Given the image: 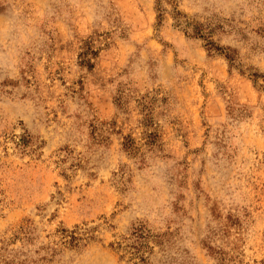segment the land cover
Returning a JSON list of instances; mask_svg holds the SVG:
<instances>
[{
	"label": "rangeland",
	"instance_id": "rangeland-1",
	"mask_svg": "<svg viewBox=\"0 0 264 264\" xmlns=\"http://www.w3.org/2000/svg\"><path fill=\"white\" fill-rule=\"evenodd\" d=\"M161 6L0 0V264H134L138 221L172 232L148 264H264V0Z\"/></svg>",
	"mask_w": 264,
	"mask_h": 264
},
{
	"label": "trees",
	"instance_id": "trees-1",
	"mask_svg": "<svg viewBox=\"0 0 264 264\" xmlns=\"http://www.w3.org/2000/svg\"><path fill=\"white\" fill-rule=\"evenodd\" d=\"M155 7L157 10L163 9L161 6V0H155ZM175 24L182 26L186 32L190 26V30L193 36L202 37L206 39L208 45H211L209 48L221 50V48L214 44V41L209 38L210 33L213 32L215 26L212 27L210 23L204 22H190L189 20H181L179 17L175 18ZM225 52L223 53L225 58L228 61L229 66H236V56L234 54V50L230 48H223ZM230 52H229V51ZM94 50L82 51L80 55L81 62L83 64L91 65L89 59L87 57L88 54L92 53ZM256 76V74L253 73ZM5 138H8L6 136ZM12 138L14 139L17 145L24 146L29 142V134L24 131L18 135L13 134ZM129 137H125V142H123V146L125 148L133 147V144L126 140ZM33 231V226L29 224L21 225L18 229V234H22L27 240L30 237V234ZM88 229L86 227L80 228L76 225L72 229L61 228L59 230L60 236L63 238V241L71 246H79L81 242L88 238L92 237L87 234ZM17 234V235H18ZM172 232L170 230H165L159 233H153L144 221H138L137 223L131 226L130 231L126 234L121 236V238L113 243L115 245V249L120 251V256H125L126 254L129 255L128 259H133L134 264H148V257L147 253L152 251V245L150 242L155 244H162L164 241H168ZM209 252L216 256L220 260V264H224V257L220 256V253L215 247L210 246L209 244H205ZM27 261V257L25 259H17L16 261H6L5 264H22L23 262Z\"/></svg>",
	"mask_w": 264,
	"mask_h": 264
}]
</instances>
